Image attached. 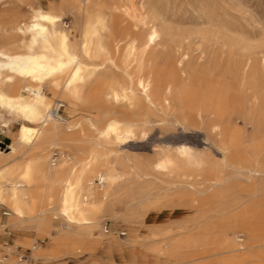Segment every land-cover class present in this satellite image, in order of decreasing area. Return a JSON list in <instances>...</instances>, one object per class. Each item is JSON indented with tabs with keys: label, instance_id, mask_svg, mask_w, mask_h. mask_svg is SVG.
Here are the masks:
<instances>
[{
	"label": "bare ground",
	"instance_id": "6f19581e",
	"mask_svg": "<svg viewBox=\"0 0 264 264\" xmlns=\"http://www.w3.org/2000/svg\"><path fill=\"white\" fill-rule=\"evenodd\" d=\"M120 4L57 0L42 7L38 0H0V110L28 123L20 126L12 147L20 161L0 166V206L10 211L9 215L4 213L9 218L0 224V231L10 226L51 237L49 248L20 243L31 247L33 256L41 261L92 254L98 246L112 242L102 224L107 218L117 220L118 209L128 214L133 203L123 184L130 160L121 153L127 143L135 140L138 130L146 127L147 114L159 107L169 109L175 98L165 71L154 62L161 36L157 28L151 27L144 38L137 37L118 20V11L124 9L128 14ZM68 15L74 30L63 23ZM141 19L137 17L138 22ZM107 72L112 75L107 77ZM252 83L249 104L264 126V85L258 80ZM57 104H63L68 120L55 117ZM209 105L208 100L189 101L183 110H192L190 119L202 121V113H207ZM222 105H226L225 101ZM80 113L84 116L74 119ZM263 126L255 132L259 140L252 151L254 159L264 155ZM1 133L5 134V130ZM243 140L240 132L233 131L227 143L218 144V162L207 163L202 155L179 146L174 155H165L154 165L159 173H175L177 178H181L180 172L204 167L210 174L202 188L189 175L175 179L177 193L156 207L160 215L152 220L155 224L169 223L173 215L189 216L178 235L156 245L153 251L158 256L173 264H189L191 257L230 254L229 261L220 259L218 264H241L247 250L260 247L256 245L263 238V201L246 206L247 195L256 199L258 189L252 185L242 191L246 196L234 197L227 185V173L240 169L244 160L239 154ZM261 172L250 171L248 179ZM203 173L207 172L203 169ZM95 178L101 187L98 190ZM259 191L264 192V188ZM236 209L241 211L229 216L223 225L242 230L249 244L239 236L227 239L224 234L208 242L214 219ZM208 214L215 218H208ZM59 219L67 226L55 227L53 221ZM205 220L200 232L187 235ZM260 225L263 229L258 230ZM155 230L157 235L161 231L159 236L168 234L162 228ZM121 236L126 237L123 242L127 244L137 243L136 238L146 239L132 233ZM5 246L0 251V264H21L12 256L17 241ZM240 252L242 255L237 257L235 254ZM92 258L90 255L88 260Z\"/></svg>",
	"mask_w": 264,
	"mask_h": 264
},
{
	"label": "rangeland",
	"instance_id": "374dc122",
	"mask_svg": "<svg viewBox=\"0 0 264 264\" xmlns=\"http://www.w3.org/2000/svg\"><path fill=\"white\" fill-rule=\"evenodd\" d=\"M56 1L46 0L39 4L46 7ZM106 2L111 6L121 3L120 5L126 7L128 14L122 9L116 15L119 16L118 20L123 27L134 31L137 37L144 38L151 27L157 28L161 36L159 35L154 62L157 68L165 71L166 80L172 83L170 85L175 97L172 108L170 106L169 109L164 107L152 109L147 114L146 127L138 130L135 140L127 143L121 153L130 160L129 168L123 177V184L128 189L133 203L128 208V214L118 209L120 216L117 220L107 218L102 224L103 230L104 225H108L107 235L112 238V244L103 243L92 254H74L41 261L33 256L31 247H24L20 243L29 242L33 246L42 245L44 248H49L51 237L46 238L44 234L40 235L31 229H13L8 226L4 231H0V251H4L5 244L12 245L17 241V248L12 256L15 260L19 259L21 264H97L96 260L87 259L90 255L102 256L100 253L103 252L106 253L103 259L106 264H173L170 261L164 262L165 258L158 256L153 249L162 241L178 235L179 227L188 220L189 216L173 215L169 223L155 224L152 220L156 214L160 215L155 209L163 205L167 197L177 193L174 188L176 180L189 175V179L197 182L202 188L205 181L210 179V174L208 168L204 167L180 172L181 178H177L175 173H159L153 167L165 155H174L179 146H186L194 153L202 155L207 163L218 162L221 154L216 146L227 143L233 131H238L243 136L239 154L244 160L241 162L242 165L240 164V169L227 173L230 179L227 185L231 187L234 197L246 196L247 193L242 191L252 185L256 186L258 189L256 199L247 195L246 206L263 201L262 210H264V192L259 191L264 188V155L256 159L253 155L254 145L259 140L255 138V132L259 127L262 128L263 123L261 124L262 118L258 116L256 109L249 104L250 94L254 90L252 82L258 80L264 85V0H106ZM135 16L139 20L142 18L140 23ZM63 23L74 30L71 16L68 15ZM243 72L244 76H242ZM111 75L106 73L107 77ZM207 100L210 101V105L206 110L207 113H202V121L200 118L190 119L192 110H183V106L189 101ZM223 101L226 103L225 106L222 105ZM62 115L68 120L69 114L65 108L62 109ZM82 116H84L82 113L77 114L74 119ZM185 124H188V127ZM22 125L28 123L0 110V166L20 161V156L13 153L12 147ZM3 126L6 128H2ZM3 129L5 134L1 133ZM110 147L114 146L110 145ZM203 169L207 173H203ZM250 171L262 172L253 179H248ZM94 180L95 189H100L98 179ZM240 211L236 209L220 215L217 219L213 214H208V218H215V226L208 232V242L213 243L224 234L227 239L239 236V240L249 244L250 241L242 230H234L223 225L229 216L232 217ZM9 212L6 207L0 206V224L6 223L9 216L3 214L9 215ZM59 220L53 221L55 227L67 226L63 220ZM205 222L206 220L200 222L193 231L187 232V235L200 232L205 227ZM156 228H162L168 234L159 236L161 231H158L157 235ZM261 229L263 228L260 225L258 230ZM260 232L263 238L256 245L260 247L247 250L246 259L241 264H264V230ZM10 233L11 236L8 237ZM123 233H132L146 239L136 238L137 243L127 244L123 242L126 238L121 236ZM235 255L239 257L242 254L240 252ZM230 257V254L211 253L202 257H191L190 260L193 261L189 264H204V262L218 264L221 260H228Z\"/></svg>",
	"mask_w": 264,
	"mask_h": 264
},
{
	"label": "built area",
	"instance_id": "2783aa9c",
	"mask_svg": "<svg viewBox=\"0 0 264 264\" xmlns=\"http://www.w3.org/2000/svg\"><path fill=\"white\" fill-rule=\"evenodd\" d=\"M39 2H45L46 0H38ZM63 104H57V109H56V112H55V117L58 118L59 120H61L63 118V115H62V109H63ZM3 216H6L5 214H3ZM104 231L105 233H109V228H108V225H104ZM9 233V232H8ZM7 235V234H6ZM8 237L11 236V233L7 235ZM22 259H24V256H22Z\"/></svg>",
	"mask_w": 264,
	"mask_h": 264
},
{
	"label": "crops",
	"instance_id": "0c3cea01",
	"mask_svg": "<svg viewBox=\"0 0 264 264\" xmlns=\"http://www.w3.org/2000/svg\"><path fill=\"white\" fill-rule=\"evenodd\" d=\"M0 220H1V218H0ZM108 244L111 245L112 242H109ZM100 254H101L102 256H96V257L94 256L92 259H93V260H96V263H97V264H106V263H105V260H103V259H104V255H105L106 253L103 252V253H100ZM105 256H106V255H105ZM87 260H88V259H87ZM90 260H91V259H90ZM166 261L168 262V260L165 259L164 262H166Z\"/></svg>",
	"mask_w": 264,
	"mask_h": 264
}]
</instances>
